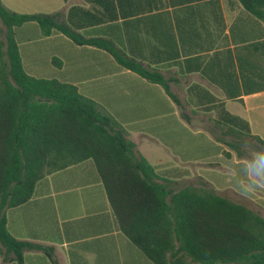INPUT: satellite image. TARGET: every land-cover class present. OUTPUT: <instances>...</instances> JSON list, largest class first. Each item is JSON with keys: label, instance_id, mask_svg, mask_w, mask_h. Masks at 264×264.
Wrapping results in <instances>:
<instances>
[{"label": "crops", "instance_id": "0c3cea01", "mask_svg": "<svg viewBox=\"0 0 264 264\" xmlns=\"http://www.w3.org/2000/svg\"><path fill=\"white\" fill-rule=\"evenodd\" d=\"M0 2L18 14L58 13L82 38L158 71L177 102L102 48L58 31L42 37L32 22L14 29L25 73L95 102L169 190L206 184L264 217V189L244 196L238 187L247 155L239 144L264 146V17L239 0ZM4 215L14 239L41 249H23L20 263L0 253V264H153L119 230L90 160L44 176Z\"/></svg>", "mask_w": 264, "mask_h": 264}, {"label": "trees", "instance_id": "16d2710c", "mask_svg": "<svg viewBox=\"0 0 264 264\" xmlns=\"http://www.w3.org/2000/svg\"><path fill=\"white\" fill-rule=\"evenodd\" d=\"M239 2L264 17V0ZM58 18V13L18 14L0 2V253H12L20 263L23 249H41L8 233L4 211L27 202L44 176L90 160L119 230L153 264H264V217L206 184L169 190L170 182L157 176L95 102L71 84L25 73L14 29L32 22L42 37L58 31L77 45L106 50L122 68L159 85L177 102L158 71L106 43L82 38Z\"/></svg>", "mask_w": 264, "mask_h": 264}, {"label": "clouds", "instance_id": "9594fccd", "mask_svg": "<svg viewBox=\"0 0 264 264\" xmlns=\"http://www.w3.org/2000/svg\"><path fill=\"white\" fill-rule=\"evenodd\" d=\"M241 150L247 153L241 169L246 180L239 184L238 187L240 194L247 196L264 189V166L258 164V161L264 158V146L253 148L245 141L241 144Z\"/></svg>", "mask_w": 264, "mask_h": 264}, {"label": "rangeland", "instance_id": "374dc122", "mask_svg": "<svg viewBox=\"0 0 264 264\" xmlns=\"http://www.w3.org/2000/svg\"><path fill=\"white\" fill-rule=\"evenodd\" d=\"M0 38L4 39V26L0 22ZM250 146L252 145V142H247ZM239 147L241 148V143L239 144ZM252 147V146H251ZM246 153V152H245ZM247 154V153H246Z\"/></svg>", "mask_w": 264, "mask_h": 264}]
</instances>
